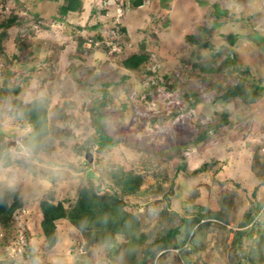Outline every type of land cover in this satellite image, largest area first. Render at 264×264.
<instances>
[{
  "label": "rangeland",
  "instance_id": "rangeland-1",
  "mask_svg": "<svg viewBox=\"0 0 264 264\" xmlns=\"http://www.w3.org/2000/svg\"><path fill=\"white\" fill-rule=\"evenodd\" d=\"M61 1L0 0V23L13 14L21 21L7 29L0 48V126L13 145L10 157L24 154L31 162L25 166L0 161V191L18 190L26 209L21 223L29 250L14 261L129 264L125 248L115 251L113 245L87 243L90 237L66 218L57 220L58 241L48 247L40 225L42 198L50 196L72 206L80 187L92 181L103 189L110 184L109 171L122 167L144 178L138 194L124 197L128 209L138 212L140 232L146 234L135 245L136 258L146 242L167 224L177 222L167 221L162 212L165 196L173 189V208L195 211L196 205H202L211 211L220 209L228 217L226 224L225 218L214 217L202 227L198 235L203 243L190 261L236 264L239 259L229 254L234 232L250 206L255 185L262 182L260 189H264V90L251 103L220 95L242 76L247 86L254 82L264 85V0H143L140 6H134L132 0H82V8L62 22L58 21ZM38 10L42 15L35 21L33 11ZM81 32L89 38L82 48L77 45ZM99 32L104 40L91 43ZM192 33L201 34L202 42L209 40L219 54L214 55L209 45L190 40ZM229 33L239 34L234 44L227 41ZM142 43L149 60L138 69L125 68L122 59L138 51ZM229 54L237 58V64H224ZM237 67H248L249 72L242 74ZM145 69L155 71L163 84L152 88L156 74H147ZM164 74L169 75L167 82L173 88L165 87ZM105 82L111 83V101L103 109L104 123L116 143L99 150L92 143L95 132L89 106L100 97ZM16 87L20 89L14 96L11 91ZM190 92L199 96L192 107L188 106ZM16 97L24 102L37 97L48 100L50 133L45 148L35 156L30 157L26 148L15 147L16 140L22 142L29 130L14 112ZM221 112H228V123L197 141V135L216 122ZM84 145H92L94 150L88 165ZM185 162L187 169L177 168ZM203 164V170L190 173ZM256 192V198L264 201V191ZM262 215L257 221L263 220ZM18 226L15 217L14 230L0 225V264H12L7 261L14 259L9 257V245ZM257 234L254 230L251 238L243 236L242 253L253 255ZM117 240L122 242L123 237L117 236ZM206 249L211 250L203 259ZM262 249L264 256V246ZM177 251L165 254V264H172ZM240 260L242 264L248 261Z\"/></svg>",
  "mask_w": 264,
  "mask_h": 264
},
{
  "label": "trees",
  "instance_id": "trees-1",
  "mask_svg": "<svg viewBox=\"0 0 264 264\" xmlns=\"http://www.w3.org/2000/svg\"><path fill=\"white\" fill-rule=\"evenodd\" d=\"M82 0H63L58 4L59 18L58 21L71 14L79 11L82 8ZM134 6H140L143 4V0H132ZM41 13L33 11L35 21H39ZM21 23L19 16L16 14L8 16L3 20L0 25L2 30L0 31V48H2V41L7 37V29L13 25H19ZM85 28V26L83 27ZM82 26H78V29H82ZM94 28H97L94 25ZM125 30V27L122 28ZM206 31L207 28H204ZM203 31V34L204 32ZM239 34L229 33L227 35V41L229 44H234ZM201 34L192 33L188 36L190 40L196 41L202 45L210 46L214 48L213 44L207 40L200 38ZM89 38L84 34H78L77 45L82 48L86 43L89 42ZM104 40L102 33H97V36L92 39L91 43L100 42ZM213 54H219L215 48L212 50ZM149 52L145 48V43L141 44L138 51L124 57L122 59V65L127 69H138L139 67L146 64L149 60ZM224 64L233 65L237 64V58L227 55L224 59ZM208 68L205 67V70ZM209 70V69H208ZM237 71L244 74L249 72L247 67L243 70L237 67ZM147 74L155 76L156 80L153 81L151 87L157 89L163 81L157 77V73L151 69H145ZM127 77V76H125ZM166 83L165 87L173 88L174 85L167 82L169 75L164 74ZM244 76L240 78V81L232 86H229L220 95L221 98L227 99L230 97H239L246 103H251L261 96L264 90V85L260 82H254L251 85L245 82ZM110 82L103 83L101 95L95 99L94 102L89 106V111L92 116V124L94 127L95 135L92 139V143L97 144V149L102 150L110 145L116 143V140L107 132L104 123L106 114L103 109L111 101V95L108 87ZM19 87L12 89V94L16 96L19 93ZM186 95V94H185ZM191 100H188V106L192 107L197 105L199 102V96L195 92H190ZM125 106V104H123ZM12 106L15 109V113H19L20 117L23 118L29 125L28 132L24 135L22 145H17V150L26 148L30 157L35 156L38 152L45 148V141L50 133L49 127V110L48 100L46 98H34L30 101L24 102L21 98H13ZM56 109L59 114V106L56 105ZM176 112L172 113V116ZM66 117V114H63ZM229 116L228 112H221L220 118L216 122L207 124L205 128L197 135L196 140L201 141L207 138L210 130L216 131L219 126L228 123ZM3 128L0 126V161H4L5 165L12 163H23L25 166L30 165V158L26 155L17 156L12 159L9 155V149L11 140H6V134ZM69 135V132H67ZM84 154L87 157L88 153L93 156V146L84 145ZM85 164H90L89 160H84ZM205 165L203 164L199 168L192 169L190 173L200 172L203 170ZM178 169H187L186 162L181 163L177 166ZM91 174L93 171L90 172ZM97 174L94 172V176ZM110 184L106 185L103 189L102 186L95 185L92 181L88 184L83 185L79 188L75 203L72 206H66L64 201H55L53 197L46 196L39 202V208L42 214L40 225L42 232L45 236V240L48 247H53L58 241L57 220L66 218L73 223L80 232L85 233L90 238L87 243L93 241L106 244L107 246L113 245V250L117 251V248H125V253L129 257V264H165L163 258L166 253L170 252L171 249L178 250L173 256L172 264H197L190 261L192 254L197 251L203 241L198 235L202 231V227L210 224L209 221L214 217L222 219L225 218V223L228 222V217L224 216L222 210L211 211L205 206L196 205L197 210L195 211H180L171 206L170 194H174L171 189L170 194L165 196L166 207L162 210L165 212V219L177 220L173 224H167L166 227L158 232V236L154 239L146 242V245L141 250L142 255L136 258L134 254L135 245L146 238V234L140 232L141 219L138 212L129 210L127 206L130 204L124 198L125 196L135 195L141 191V187L144 182L143 175L135 170H127L122 167H116L109 171ZM239 185L238 182H235ZM264 185V182H263ZM262 182L255 185L252 190V199L250 200V206L244 213L243 220L241 221L239 228L234 232V239L232 240L233 247L230 248L229 254L233 258H238L236 264H242L240 258L246 259L243 264H263L264 256V228H261L262 221H257V218L264 214V204L261 199L256 198V191L262 192L264 189ZM228 198L227 194H225ZM224 204V203H223ZM23 207L22 198L18 190H2L0 191V225L2 228L7 230L13 229V216L16 211ZM264 223V222H263ZM248 228V229H247ZM262 229V230H261ZM257 230L255 243L251 249L252 254L247 255L244 252V247L241 246V240L244 235L248 238L252 236V232ZM199 231V232H198ZM117 236L123 237L122 242H118ZM29 250V246L27 248ZM244 254V255H241ZM112 254V253H111ZM15 259L7 260L8 263L18 264Z\"/></svg>",
  "mask_w": 264,
  "mask_h": 264
},
{
  "label": "built area",
  "instance_id": "built-area-1",
  "mask_svg": "<svg viewBox=\"0 0 264 264\" xmlns=\"http://www.w3.org/2000/svg\"><path fill=\"white\" fill-rule=\"evenodd\" d=\"M16 143L22 145V142L17 139ZM264 150V147H263ZM26 212L25 208H21L14 213V216L17 221H19V226L17 227L16 236L13 238L12 242L9 245V249L11 248V255L10 258H16L15 256L19 257V255H23L26 251L27 247V232L24 225L21 223L22 217H24ZM24 219V218H23Z\"/></svg>",
  "mask_w": 264,
  "mask_h": 264
},
{
  "label": "water",
  "instance_id": "water-1",
  "mask_svg": "<svg viewBox=\"0 0 264 264\" xmlns=\"http://www.w3.org/2000/svg\"><path fill=\"white\" fill-rule=\"evenodd\" d=\"M92 158H93L92 154H91V153H88V154H87V160L91 161Z\"/></svg>",
  "mask_w": 264,
  "mask_h": 264
},
{
  "label": "crops",
  "instance_id": "crops-1",
  "mask_svg": "<svg viewBox=\"0 0 264 264\" xmlns=\"http://www.w3.org/2000/svg\"><path fill=\"white\" fill-rule=\"evenodd\" d=\"M238 228H239V227H238ZM207 248H209V246H208ZM203 250H204V249H203ZM203 250H202V251H203ZM209 250H211V249H206V254H205V256H202V258L207 256V253H208ZM200 251H201V250H200ZM204 252H205V251H204ZM203 259H204V258H203Z\"/></svg>",
  "mask_w": 264,
  "mask_h": 264
},
{
  "label": "clouds",
  "instance_id": "clouds-1",
  "mask_svg": "<svg viewBox=\"0 0 264 264\" xmlns=\"http://www.w3.org/2000/svg\"><path fill=\"white\" fill-rule=\"evenodd\" d=\"M26 250H27V248H26Z\"/></svg>",
  "mask_w": 264,
  "mask_h": 264
}]
</instances>
